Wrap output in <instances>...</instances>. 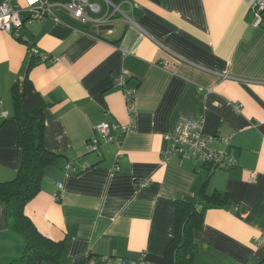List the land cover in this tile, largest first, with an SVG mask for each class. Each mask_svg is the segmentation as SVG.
Returning a JSON list of instances; mask_svg holds the SVG:
<instances>
[{
	"label": "crops",
	"instance_id": "crops-1",
	"mask_svg": "<svg viewBox=\"0 0 264 264\" xmlns=\"http://www.w3.org/2000/svg\"><path fill=\"white\" fill-rule=\"evenodd\" d=\"M92 1L102 13L86 11L100 18L108 6ZM129 1L126 16L103 32L64 8L56 10L59 19L22 27L20 39L0 30V114L8 112L0 115V182L20 166L11 89L26 76L33 46L49 56L28 74L50 103L45 146L60 157L26 213L49 238L67 240L58 264L163 256L174 235V200L194 197L206 182L209 193L227 192L229 203L208 209L194 232L193 264H264L256 244L264 233V26L252 24L256 0ZM129 97L133 131H112L120 140L89 152L98 124L129 123ZM182 116L203 119L213 146L226 149L236 166L210 171L194 160L166 161L167 136ZM24 246L0 201V264L18 258Z\"/></svg>",
	"mask_w": 264,
	"mask_h": 264
},
{
	"label": "trees",
	"instance_id": "trees-1",
	"mask_svg": "<svg viewBox=\"0 0 264 264\" xmlns=\"http://www.w3.org/2000/svg\"><path fill=\"white\" fill-rule=\"evenodd\" d=\"M17 38L20 39L21 35ZM33 49L36 48L30 46L31 57L26 76L23 80H17L11 89L21 160L16 176L10 181L0 182V201L6 205L9 228L25 240L22 254L9 264H58L67 249V240L57 241L49 238L26 213L28 203L41 191L46 169L60 157L45 146L44 112L50 103L36 90L28 73L33 65L46 61L41 59L44 53L38 49L35 53ZM67 169L75 171L69 167ZM58 188L61 189L59 186ZM56 193L60 194V191ZM228 203L227 192L215 190L209 193L207 182L197 189L194 197L179 195L174 200V235L166 247L165 254L148 255L147 260L155 264H193L198 251L194 232L204 225L208 209L225 208Z\"/></svg>",
	"mask_w": 264,
	"mask_h": 264
},
{
	"label": "built area",
	"instance_id": "built-area-1",
	"mask_svg": "<svg viewBox=\"0 0 264 264\" xmlns=\"http://www.w3.org/2000/svg\"><path fill=\"white\" fill-rule=\"evenodd\" d=\"M13 0H4L0 5V30L14 36L20 37L21 28L35 22L42 21L46 18L59 19L56 15V10L64 8L70 12L83 24H110L112 20L119 14L126 16L124 5L129 4L131 7L134 4L129 0H121V2H113L112 0H103L108 6V10L100 18L91 17L86 9L92 13L101 14L103 6L100 3L92 0H58L52 2L50 0H25V5L19 3L14 4ZM251 13L253 16L252 24L255 27L264 26V0H256L252 6ZM37 53V49H33ZM39 53V52H38ZM42 61H47L49 56L43 54ZM124 84L123 80H117L116 85ZM129 108V123L121 125L119 123H100L96 126L98 135L92 138L88 146L89 152L100 153V148L103 142H111L120 140L119 134H112V131L127 133L133 131L136 123V107L134 101H128ZM2 117L8 115L7 111H2ZM170 141L169 149L165 150L164 159L170 160L176 156L180 162L183 161H198L203 164H208L211 171L216 169H230L236 166V159L226 149L219 150L213 146L215 137L204 132V120L194 119L189 116H182L177 122L173 132L167 136ZM225 138H223L224 140ZM226 142V141H225ZM69 168L76 169L72 165ZM256 179L255 173L250 177L251 181ZM62 187L61 185H58ZM60 194L55 193L57 200H60ZM256 244L264 248V233L256 238ZM148 254L144 253L139 260H126L117 258L116 260H108L107 264H153L147 260ZM93 264V263H91Z\"/></svg>",
	"mask_w": 264,
	"mask_h": 264
},
{
	"label": "water",
	"instance_id": "water-1",
	"mask_svg": "<svg viewBox=\"0 0 264 264\" xmlns=\"http://www.w3.org/2000/svg\"><path fill=\"white\" fill-rule=\"evenodd\" d=\"M113 27L114 26L112 24H99V25L94 26L92 29L95 31L103 32V31L112 29Z\"/></svg>",
	"mask_w": 264,
	"mask_h": 264
},
{
	"label": "rangeland",
	"instance_id": "rangeland-1",
	"mask_svg": "<svg viewBox=\"0 0 264 264\" xmlns=\"http://www.w3.org/2000/svg\"><path fill=\"white\" fill-rule=\"evenodd\" d=\"M96 153V152H95Z\"/></svg>",
	"mask_w": 264,
	"mask_h": 264
}]
</instances>
